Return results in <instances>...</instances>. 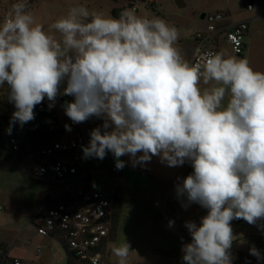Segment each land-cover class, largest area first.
I'll list each match as a JSON object with an SVG mask.
<instances>
[{"label": "clouds", "instance_id": "1", "mask_svg": "<svg viewBox=\"0 0 264 264\" xmlns=\"http://www.w3.org/2000/svg\"><path fill=\"white\" fill-rule=\"evenodd\" d=\"M178 39L175 26L134 8L113 17L73 6L46 29L29 0H13L0 19V88L15 109L7 132L33 121L45 100L51 110L70 96L62 107L73 124L102 121L83 158L111 153L117 170L124 156L133 167L153 157L189 163L176 195L206 215L184 223L182 264H233L232 221L264 219V72L225 51L189 62ZM111 252L117 264L135 253L126 240ZM249 253L264 259L255 246Z\"/></svg>", "mask_w": 264, "mask_h": 264}, {"label": "rangeland", "instance_id": "2", "mask_svg": "<svg viewBox=\"0 0 264 264\" xmlns=\"http://www.w3.org/2000/svg\"><path fill=\"white\" fill-rule=\"evenodd\" d=\"M12 2L13 0H0V19ZM184 2L186 6L179 8L176 0H157L156 5L151 8L141 7L137 14L149 18L160 17L175 26L179 32L178 47L187 60L195 46L193 36L198 31H208V21L205 18L201 19L203 14L219 13L225 17L232 15L233 20L237 21L241 20L239 16L248 11L249 4L264 6V0H184ZM80 5L113 17L114 9L130 8L128 0H29L30 11L35 15L37 22L42 23L46 29L53 21L66 15L71 7ZM249 13L247 15L251 14ZM260 24L263 23L260 21L253 23L254 31L252 30L250 46L254 44L253 38ZM246 56L247 53L244 57ZM6 97L7 86L0 88V106ZM61 97L64 96L58 97L51 109L54 118L59 122L65 116ZM44 103L48 105L47 100ZM4 114L0 108V129L6 126ZM93 119L96 118L90 120ZM27 128L23 126L24 130L20 132L22 136L25 135ZM5 136L8 137L7 134ZM121 159L126 165L122 170L116 169L113 157L107 163L98 166L95 161V168L89 177L92 180L87 178L84 181L89 187L110 191L121 198L120 206H116L120 211L116 240L108 245L102 264H117V258L112 254L111 248L113 244L118 245L124 240L135 251L129 258V264H182V254L178 250L179 243L176 242L179 236L164 233L166 229H179L182 233L180 236L186 237L182 226L180 228L178 224L179 221L166 216L167 209L172 207L173 202L166 201L163 197L164 185L143 166L129 165L130 161L127 163L125 156ZM36 166L35 160L26 162L22 156L16 160L11 155L6 165L0 169V206L3 207L0 223L11 226L14 235L19 238L11 252L13 255H21L23 246L21 240L32 238L38 233V221L32 222V219L51 196V185L42 183L30 175L29 171ZM169 220L174 221L172 227H169ZM54 243L53 245H56ZM166 247L173 249L169 250ZM48 264H67L63 251L56 250Z\"/></svg>", "mask_w": 264, "mask_h": 264}, {"label": "built area", "instance_id": "3", "mask_svg": "<svg viewBox=\"0 0 264 264\" xmlns=\"http://www.w3.org/2000/svg\"><path fill=\"white\" fill-rule=\"evenodd\" d=\"M154 4H157V0H128V6L134 8L136 12H139L141 7L151 8ZM248 8L253 9V6L249 5ZM229 18V15L225 17L219 13L206 15L205 19L209 23L208 31H198L193 36L196 46L192 63L205 53L220 51L217 43L221 39L226 42L235 56H245L252 34V25L249 21L227 24ZM262 18L264 20V15ZM66 124L70 125L71 131L65 129ZM100 124L102 122L96 120L73 124L65 115L63 129L58 137L29 154L22 151L17 138L9 136L6 140L16 160L22 156L26 162L33 160L37 162V166L29 171L30 175L51 185L48 202L32 219V222L38 221V234L56 239L62 246L65 244L69 252L87 259L91 264H102L105 257L100 247L109 236L114 210V193L96 190L84 183L87 178L89 179L95 164L97 163L98 166L111 155L108 153L103 160L83 158L81 146L88 144L89 132ZM3 133L8 135L5 127ZM198 207L201 212H206L199 205ZM232 222L239 224L244 220ZM37 251L41 252L42 247L38 246ZM0 264H24V262L13 256L10 250L0 248Z\"/></svg>", "mask_w": 264, "mask_h": 264}, {"label": "crops", "instance_id": "4", "mask_svg": "<svg viewBox=\"0 0 264 264\" xmlns=\"http://www.w3.org/2000/svg\"><path fill=\"white\" fill-rule=\"evenodd\" d=\"M252 6L253 9H249L247 7L248 11H246L245 13L242 12L243 14L239 16L241 20L234 21L233 16L230 15V18L227 20L226 23L235 24L241 21H249L252 25L253 31V23H256L257 21L263 23L257 27V32H255V37L253 38L254 44L251 46L250 43L248 44L246 58L250 61V64L254 70L264 72V20L262 18V16L264 15V6ZM248 12H250L251 14L249 13L250 15H247ZM206 15L207 14H205V16ZM251 40L252 34L249 42H251ZM194 43L196 46L195 41ZM217 45L220 51H225L226 54L235 56L232 53L230 47L226 44L225 41H223V39L218 40ZM195 46H193V50L188 60L189 62H191L193 53L195 51ZM239 58H244V56ZM93 120L102 122L99 119ZM112 157L113 156L111 154L101 164L107 163V161ZM125 159L128 163L129 157L125 156ZM6 161L7 160H5V158H3V156L0 154V169L6 165ZM128 164L132 165L130 162ZM143 168H145L150 173H153L155 177L161 180V183L164 185L165 188L163 192V197L166 201L173 202L172 207L167 209L168 215L166 216H169L170 218H174L176 221H179L178 224L180 225V228L182 226L181 229L184 230V234L186 237L180 236L182 233L179 229H166L164 233H171L179 236V239L176 242L179 243L178 250L181 253L182 243L190 241V235L187 229L184 227L185 221H195L197 224H199L201 216L206 215V212L200 211L197 204H191L187 209L183 208L181 206L183 198H178L176 195V185L180 183L184 177L190 174L193 169L191 165L187 162L183 166L168 167L166 164L161 163L158 157H153L150 162L143 165ZM88 180L92 179L89 178ZM0 208L3 207L0 206ZM2 214H0V216ZM232 228L234 235L237 237V239L233 242V246L231 249L233 259H236V262H233V264H242L244 262H247L248 264H264V259L258 261L255 256H252L249 253V249L252 246H255L257 249L260 250L261 255L264 256V219L258 220L256 224H249L246 221L239 224L232 222ZM13 231L14 230L11 226L3 225L0 223V247L6 250H10V252L13 251L14 246L17 244V241H19V238L14 235ZM21 242L23 245L20 252L21 255H13L12 253L11 254L15 257L20 258L24 262V264H48L50 262V259L56 254V250L59 249L63 251L66 262L68 260V254L66 249L56 239L43 237L37 233L34 237L21 240ZM53 243L56 245H53ZM38 246H41L43 250L40 253H38L37 251ZM166 248H168L169 250L173 249V247ZM240 256H242V259L239 258ZM245 259H248L249 261H246Z\"/></svg>", "mask_w": 264, "mask_h": 264}, {"label": "trees", "instance_id": "5", "mask_svg": "<svg viewBox=\"0 0 264 264\" xmlns=\"http://www.w3.org/2000/svg\"><path fill=\"white\" fill-rule=\"evenodd\" d=\"M122 9H114L113 14L115 17H119ZM0 108L5 112L4 114V122L6 126V130L10 126V119L12 116L14 109L13 104H11L7 97L0 106ZM30 123V124H29ZM28 124H25L27 128L26 133L24 136L20 134L24 129L19 124H15L12 126L11 134L8 133L9 136H13L19 140L20 146L22 151L25 154H29L32 151L36 150L39 146L47 143L51 139L58 137L63 129V120L59 122L56 118H54L53 113L49 110L48 105L42 103L35 108V119ZM21 129V130H20ZM7 137L3 133V128L0 129V154L3 158L10 159V156L13 155L11 148L7 144ZM43 183V181H40ZM114 210L112 216V223L110 227L109 236L104 240L103 244L101 245L100 249L103 254L106 256L107 247L110 243L115 242L116 240V230L119 224V215L120 211L118 210V206L121 204V198L114 193ZM117 206V207H116ZM63 247L66 249L68 254L67 264H91L87 259L77 257L76 255L72 254L68 251L66 245L64 244ZM1 248V247H0ZM3 249V248H1ZM242 259V256L239 257ZM249 261L248 259H245ZM233 262H236V259H233Z\"/></svg>", "mask_w": 264, "mask_h": 264}, {"label": "water", "instance_id": "6", "mask_svg": "<svg viewBox=\"0 0 264 264\" xmlns=\"http://www.w3.org/2000/svg\"><path fill=\"white\" fill-rule=\"evenodd\" d=\"M176 4L178 5V7L179 8H183V7H185V2L183 1V0H176ZM201 18L202 19H204L205 18V14H203L202 16H201ZM72 100V98L70 97V96H64V97H61L60 98V101L64 104V102L65 101H71Z\"/></svg>", "mask_w": 264, "mask_h": 264}, {"label": "flooded vegetation", "instance_id": "7", "mask_svg": "<svg viewBox=\"0 0 264 264\" xmlns=\"http://www.w3.org/2000/svg\"><path fill=\"white\" fill-rule=\"evenodd\" d=\"M67 97V96H66ZM72 98V97H71ZM73 99V98H72Z\"/></svg>", "mask_w": 264, "mask_h": 264}]
</instances>
